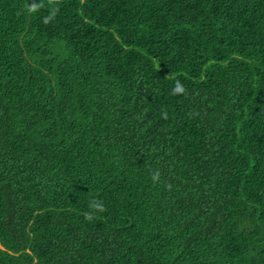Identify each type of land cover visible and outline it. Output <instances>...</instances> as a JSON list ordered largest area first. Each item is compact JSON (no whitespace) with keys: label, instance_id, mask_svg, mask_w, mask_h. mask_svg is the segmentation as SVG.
<instances>
[{"label":"trees","instance_id":"trees-1","mask_svg":"<svg viewBox=\"0 0 264 264\" xmlns=\"http://www.w3.org/2000/svg\"><path fill=\"white\" fill-rule=\"evenodd\" d=\"M58 8L0 0V264H264V0Z\"/></svg>","mask_w":264,"mask_h":264},{"label":"clouds","instance_id":"clouds-1","mask_svg":"<svg viewBox=\"0 0 264 264\" xmlns=\"http://www.w3.org/2000/svg\"><path fill=\"white\" fill-rule=\"evenodd\" d=\"M58 3H59V0H47L49 12H48V15L43 20V22L45 24H48V23H51L52 21H54L55 16L58 14V11H59ZM42 7H45V5L44 4H38V3H32V4L27 6L26 13L31 15L33 13L38 12L40 10V8H42ZM185 93H186L185 87L183 86L181 81L179 79H177L174 83V86H173L170 94L171 95H180V94H185ZM162 118L163 119L168 118L167 112L162 113ZM159 178H160L159 171L153 172L151 174V180L154 184L159 181ZM88 208H89V211L85 213V218L89 221L94 219L95 214H97V213L102 214L106 211V208L104 206L103 201L99 200V199H95V198H93L89 201Z\"/></svg>","mask_w":264,"mask_h":264}]
</instances>
